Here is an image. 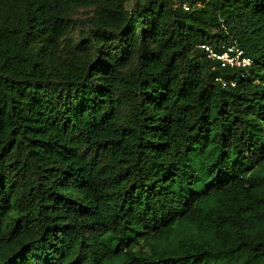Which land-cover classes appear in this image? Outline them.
Returning <instances> with one entry per match:
<instances>
[{
    "label": "trees",
    "instance_id": "1",
    "mask_svg": "<svg viewBox=\"0 0 264 264\" xmlns=\"http://www.w3.org/2000/svg\"><path fill=\"white\" fill-rule=\"evenodd\" d=\"M128 2L0 0V264H264V0Z\"/></svg>",
    "mask_w": 264,
    "mask_h": 264
},
{
    "label": "built area",
    "instance_id": "2",
    "mask_svg": "<svg viewBox=\"0 0 264 264\" xmlns=\"http://www.w3.org/2000/svg\"><path fill=\"white\" fill-rule=\"evenodd\" d=\"M184 8L186 10L190 9L187 5ZM202 48L206 50L210 58L218 61L222 68L242 69L250 67L253 64V60L238 46H229L222 52H217L210 46H202Z\"/></svg>",
    "mask_w": 264,
    "mask_h": 264
},
{
    "label": "rangeland",
    "instance_id": "3",
    "mask_svg": "<svg viewBox=\"0 0 264 264\" xmlns=\"http://www.w3.org/2000/svg\"><path fill=\"white\" fill-rule=\"evenodd\" d=\"M134 4V0H129L127 8L130 10ZM93 10L91 8H81L73 15L75 29L71 35L63 43L62 51L59 53L60 57H64L68 54V44H78V40L82 39V32L85 34L88 32L90 25L92 24Z\"/></svg>",
    "mask_w": 264,
    "mask_h": 264
},
{
    "label": "clouds",
    "instance_id": "4",
    "mask_svg": "<svg viewBox=\"0 0 264 264\" xmlns=\"http://www.w3.org/2000/svg\"><path fill=\"white\" fill-rule=\"evenodd\" d=\"M242 69H244V68H242Z\"/></svg>",
    "mask_w": 264,
    "mask_h": 264
}]
</instances>
